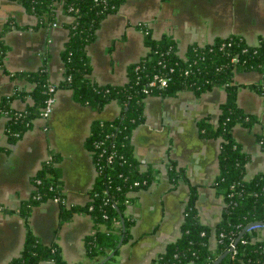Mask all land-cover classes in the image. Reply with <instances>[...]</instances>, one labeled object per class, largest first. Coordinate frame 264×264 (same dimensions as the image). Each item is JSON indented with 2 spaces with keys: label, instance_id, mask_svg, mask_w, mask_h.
<instances>
[{
  "label": "crops",
  "instance_id": "crops-1",
  "mask_svg": "<svg viewBox=\"0 0 264 264\" xmlns=\"http://www.w3.org/2000/svg\"><path fill=\"white\" fill-rule=\"evenodd\" d=\"M15 18L26 28L11 29L4 34L11 48L7 51L5 69H0V99L16 89L27 94L11 100L16 109L32 103L30 92L34 82L11 77V71L38 68L48 57V78L57 86L54 106L49 117H38L15 143L5 134V116L0 117V264H7L18 254L27 234V226L40 236L44 244H57L65 264H95L87 256L85 236L94 232L89 213H75L69 221L59 223L60 202L47 199L36 205L27 220L18 214L21 199L33 191L31 176L48 158L52 149L61 154L60 176L64 182L67 205H84L97 173L91 152L85 146L90 123L95 119H113L122 105L111 100L103 109H93L78 102L71 88L59 87L64 74L61 49L68 39L64 26L71 16L58 5L56 24L32 28L37 16L18 0H0V28L7 19ZM151 28L159 38L173 33L179 50L188 44L212 42L218 36L241 34L255 45L264 38V0H124L116 12L108 14L100 24L97 38L88 45L93 70L91 77L101 83H125L127 67L148 53L145 33L138 26ZM240 83L237 99L245 111L258 115L253 128L237 125L235 137L251 154L246 165L247 180L264 171V148L257 134H264V96L248 86L261 81L264 70L235 73ZM146 117L133 131V151L145 169L151 164L158 179L146 188L130 193L126 216L131 221V237L118 247L117 260L110 264H151L167 244L181 235L184 210L190 184L198 186V211L202 222L211 225L210 245H217V223L225 201L213 184L219 171L220 138H204L198 127L200 118L216 124L221 105L226 101L224 88L216 86L196 95L181 90L175 96L149 95L145 99ZM173 161L186 178L173 181L169 164ZM11 209L10 212L4 210ZM258 238L264 239V227ZM38 264H46L44 261ZM263 264V263H260Z\"/></svg>",
  "mask_w": 264,
  "mask_h": 264
},
{
  "label": "trees",
  "instance_id": "trees-1",
  "mask_svg": "<svg viewBox=\"0 0 264 264\" xmlns=\"http://www.w3.org/2000/svg\"><path fill=\"white\" fill-rule=\"evenodd\" d=\"M18 1L29 14L37 16L32 28L55 24L59 4L63 12L71 16V20L64 24L69 35L60 51L64 74L58 86L71 88L78 102L93 109L101 110L111 100L122 105L119 116L107 120L95 119L90 123L85 146L91 152L97 173L86 203L69 206L64 202L66 194L59 165L62 156L51 149L49 157L30 177L34 188L28 198L20 200L18 214L27 220L36 205L52 198L60 202V224L69 221L75 213H89L95 228L84 239L87 256L93 262L108 258L101 264L115 262L119 244L131 237V221L125 214L128 204L133 202L130 193L148 187L159 176L151 164L143 169L142 161L133 151L132 135L146 117V97L175 96L185 89L200 95L219 86L226 91V101L221 105L217 123L213 124L208 118H200L197 122L202 137L221 140L219 171L213 184L225 204L216 226L217 245H210L212 227L200 218L198 186L191 183L181 235L169 242L165 251L151 264H212L232 244L235 245L234 255L229 253L218 264H264V239L258 238L262 226L247 228L252 222L264 224V171L250 180L245 178L251 154L234 134L237 125L251 129L259 119L258 115L245 111L240 105L237 95L241 84L235 80V73L264 70V38L253 45L243 35L231 33L205 44L190 43L182 54L173 33L154 38L151 28L140 23L138 26L145 33L148 53L128 65L125 83L105 84L91 77L93 64L87 49L96 40L105 17L116 12L124 0ZM28 26L19 25L11 17L0 28V69H5L6 53L11 48L5 42L4 34L11 29ZM9 73L11 77L26 78L35 84L30 92L32 103L24 109H16L10 103L17 96L24 97L27 94L24 89L18 88L0 99V117L7 118L4 125L7 140L15 143L32 127L34 120L42 116L45 101L50 96L49 86L52 83L48 78V57L36 69ZM156 74L168 77L167 84L150 85ZM248 86L264 96V78ZM257 139L264 148V134L258 133ZM169 174L173 181L186 178L184 169L173 161L169 164ZM4 211L10 212L11 209ZM42 261L46 264L66 262L57 244H44L40 236L27 226L20 254L7 264H38Z\"/></svg>",
  "mask_w": 264,
  "mask_h": 264
},
{
  "label": "built area",
  "instance_id": "built-area-1",
  "mask_svg": "<svg viewBox=\"0 0 264 264\" xmlns=\"http://www.w3.org/2000/svg\"><path fill=\"white\" fill-rule=\"evenodd\" d=\"M55 24H56V22H55ZM155 76L156 77L150 82V85L155 86L156 84H161V85H166L167 84L168 77H166L164 75H159V74H156ZM57 88L58 87L55 86L54 84H51L49 86L50 96L45 101L46 104L43 107V114H42L43 117H49V115L51 114V112L53 110L54 101L56 99L55 94H56ZM253 226H255V228H259V227L262 226V228H263L264 224L262 225L259 222V224H255ZM231 246L234 248L233 252H231L234 255V253H235V245L232 244Z\"/></svg>",
  "mask_w": 264,
  "mask_h": 264
},
{
  "label": "water",
  "instance_id": "water-1",
  "mask_svg": "<svg viewBox=\"0 0 264 264\" xmlns=\"http://www.w3.org/2000/svg\"><path fill=\"white\" fill-rule=\"evenodd\" d=\"M255 224H259L258 222H252L250 225L247 226L250 227L252 225H255ZM245 228V229H247ZM244 229V230H245ZM243 230V231H244ZM243 231L239 234V236L236 238V241L240 238V236L242 235ZM121 243V241H120ZM120 245V244H119ZM234 248L232 246L229 247V249H227L224 253H222L217 259L214 260V262L212 264H218L225 256H227L229 253L233 252ZM106 260H103L101 262H98V263H95V264H101L103 262H105Z\"/></svg>",
  "mask_w": 264,
  "mask_h": 264
}]
</instances>
